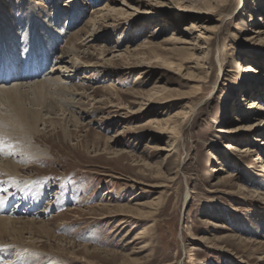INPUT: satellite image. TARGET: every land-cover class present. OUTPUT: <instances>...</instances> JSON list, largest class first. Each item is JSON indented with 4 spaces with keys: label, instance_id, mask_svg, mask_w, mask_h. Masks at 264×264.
I'll return each instance as SVG.
<instances>
[{
    "label": "rangeland",
    "instance_id": "rangeland-1",
    "mask_svg": "<svg viewBox=\"0 0 264 264\" xmlns=\"http://www.w3.org/2000/svg\"><path fill=\"white\" fill-rule=\"evenodd\" d=\"M107 1L80 0L71 22L68 0H0V25L17 34L0 59L54 34L43 73L63 57L80 93L55 107L68 121L58 112L10 137L17 152L3 158L20 176L0 177V197L47 234L24 233L27 255L5 234L14 248L0 264H264V145L252 140L264 113L242 108H264V42L244 40L264 14L250 0H118L98 13Z\"/></svg>",
    "mask_w": 264,
    "mask_h": 264
},
{
    "label": "bare ground",
    "instance_id": "bare-ground-1",
    "mask_svg": "<svg viewBox=\"0 0 264 264\" xmlns=\"http://www.w3.org/2000/svg\"><path fill=\"white\" fill-rule=\"evenodd\" d=\"M117 1L118 0H108L103 6L98 8V10H99L98 13L104 12V11H106V12L119 11L120 9L115 8L117 6L111 5L112 3H113V5L116 4ZM68 2H72L71 3L72 6H71V10H70L71 11V22L73 20L76 21L77 17L80 14V10L82 9V7H79L81 2H80V0H68ZM250 2H252L254 4V6L256 7V8L253 7L254 10H256L258 12H262L261 14H264V12H263L264 2H260V0H253V1L250 0ZM55 8H59V7H55ZM64 12H65L64 10L58 9L56 11V13H57L56 19H60V17L63 15ZM261 14H260V17H261ZM102 15L103 14H101V17H102ZM251 16H252V18L250 21L252 23L253 22H259L262 20V18H259V15L253 14ZM97 17H98V15L94 19H96ZM78 18H80V16ZM5 23H6V21H5ZM46 26H47V24H46ZM46 26H44V27H46ZM46 30H49V27ZM5 31H7V32H5ZM13 31H14L13 29H11V30H9V28L7 29V27L5 26L4 23H2L0 25V50H2V47H6V45L8 46V44H10V42L11 43L13 42V39L17 35L14 33L16 31H14V32ZM38 31H39V29L36 28V32H38ZM53 31H55V30H53ZM55 33H56V35L58 34L57 37H60L61 33L59 31H55ZM65 33L66 32H64L62 34H65ZM253 33L254 34L252 36L250 35V33L246 34V36H245L246 38L244 39L245 42H248V44H252L253 42H256V41L257 42L258 41L264 42V29H263V27H254ZM41 34H42V36H44L43 32ZM92 34H93V32L91 31L90 36ZM53 35L54 34H52L50 36V38H47L46 43L43 42V40H42L43 38L40 39L39 37L37 38L36 36L31 37V40L36 39L34 41L35 43H33V44H35L36 47L33 48V46H32V49L31 48L30 49L27 48V49L30 50L28 55L30 56L31 59L33 58L34 63L31 61L29 62V56L28 55L25 57L26 59H24V58H21L19 56V54L17 56L16 53L14 54V51H10L9 49L8 50L10 51L11 56H9V58L0 59V82H1L0 84H2V85H0V134L4 135L6 143L8 142V144H9V140H11L10 137L12 135L15 138L17 136L19 138L23 137V136L24 137H30V135L34 134V132H39V130H40L39 125H41V124L45 125V123H47V118H49V116H51V115L57 116L58 112H61L62 116H64V118L61 117L60 119H66L68 121L67 116L65 115L66 110L63 109L66 107L60 106V109L58 108L59 109L58 112L56 110L57 108L55 109V107L57 106V104L60 105L63 102V100L68 99V97L64 93L74 94L75 96L77 94L78 95L80 94L77 91V89H75V88L72 89L73 86L71 88L67 84H65V82H66L65 79H70L68 72L71 70L68 69V66H66V65H68L67 63L69 61H67L63 57H58V58H60V60L57 58V60H59V63L57 65L55 64L54 67H51L52 69L50 71H48V69H47V72L45 73V75L43 73L45 68L47 66L51 65L48 63V60L52 59L51 62L56 61V59L54 60L52 57H50L51 56L50 52L47 53V59H46V55H45L47 49L52 50V51H54L53 49H55V48L52 49V47H51V46H54V42H55V38H56ZM3 39H5V40L3 41ZM56 41H58V40H56ZM25 45H26V43H25ZM40 46L44 47V51L42 50V47H40ZM126 48H128V47H126ZM182 50H184V48L179 49V51H182ZM126 52L129 53L128 50H126ZM40 54H41V56H40ZM71 55H73V54H71ZM23 59H24V61H23ZM19 65H21V66H19ZM63 65L65 66V69H64ZM248 69L250 70L251 68L248 67ZM76 70H77V68H76ZM58 72H61V74H59ZM247 72L252 74V71H250V72L247 71ZM65 73H66V75H64ZM58 74L60 75L59 77H58ZM37 77H42V78L37 79ZM35 78H36V80H35ZM28 79H32V80L25 81ZM72 100L73 99L69 98V101H71V103L73 102ZM46 103H48V104H46ZM257 106H258V102L253 99V100L249 101L245 107L242 106V108H245V109L248 108L251 110L259 109L260 112L264 113V108H262L261 106H260V108H257ZM51 118H52V116H51ZM69 118H70V116H69ZM50 122L51 123L53 122L55 124V120L54 121L50 120ZM151 122H153V121H148L147 123H151ZM168 122H170V121L165 120L164 125L162 126L164 128L163 132H173L175 122L173 123L174 126H172L169 129V131H168V127L166 128V124ZM255 124H257V123L251 124L248 127L252 128V126ZM245 128H240V130L245 129ZM236 130L238 131L239 128L238 129L237 128H235V129L229 128V129L224 130V132L232 133ZM27 133H28V136H27ZM14 135H16V136H14ZM252 140L260 141V142H255V143H258L260 145H264V139L260 138V136H256V137L253 136ZM11 141L15 142L16 140L15 141L11 140ZM12 145H15V144H12ZM233 145L234 144H231L230 146L235 151L236 147ZM12 147H10V148L5 147L6 150L3 153H2V150H0V171H1L0 177L1 176L4 177L2 179H16L20 176V175L17 176V174H18V172H16L17 166L15 164L11 165L10 162H12V161L10 159L3 158L4 156L10 157L11 156L10 153L14 154L17 152ZM240 152H245V153H247L246 155H248L249 148L242 149ZM32 157H34V156H32ZM7 171H11V172H7ZM12 172H14V173L16 172L17 174L15 175ZM214 181H215L214 184H219L221 182V179L220 180L215 179ZM186 195H187V193H186ZM4 201H6V200H4ZM14 203L15 204L17 203L16 199L14 200V202L13 201L11 203L6 202L2 206H0V211H4L3 213H10V214H3V216L2 215L0 216V248H3V251H4L3 253L6 252V254L8 253V255L11 252V250L14 248L13 243L3 244V243H5L4 242L5 241L4 235L8 234V236L11 237L10 239L15 241L16 247L19 246L18 249L22 251L21 253L26 252V255H27V253L29 252L28 250L31 248L30 246H32V247H35V246H33L34 242H33V244H31L32 243L31 241H28V243H26L27 239L23 237L24 233H30V237H32V234L38 233V235H41V237H43L41 233H43V232L46 233V231H45L46 226L44 224L37 223L36 220H34V219L22 220V219H20V217H16L17 214L21 213V211L19 209H15L14 211H17V214L16 215L13 214L12 205ZM150 203L154 204L153 201H151ZM150 203H148V204H150ZM9 208L11 210H8ZM119 208L120 209H118V210L128 211V209H125V207H122V205H120ZM106 209H107V207L105 208V211H106ZM116 209H117V207H116ZM231 209H233V210L236 209V206H231ZM131 211H129V212H131ZM11 212L14 215L13 217L11 216ZM132 213L133 214H139L141 212L137 209V210H135V212H132ZM217 226H219V225H217ZM45 236H47V235H45ZM51 236H52V233H51ZM38 237H40V236H38ZM193 238L198 239V240L207 239L204 237L202 238V237H195V236ZM32 241H33V239H32ZM87 248H88L87 246L84 248L85 251H87ZM3 253H1V254H3ZM30 254H32V253H30ZM69 254H71V253H69ZM31 256H32V257H30L31 259L24 261L23 264L24 263L25 264H34L37 260L38 261L40 260V259H36L37 256H35V255L33 256V254ZM263 258L264 257H262L260 259H263ZM12 264H15V263L13 262Z\"/></svg>",
    "mask_w": 264,
    "mask_h": 264
},
{
    "label": "snow or ice",
    "instance_id": "snow-or-ice-1",
    "mask_svg": "<svg viewBox=\"0 0 264 264\" xmlns=\"http://www.w3.org/2000/svg\"><path fill=\"white\" fill-rule=\"evenodd\" d=\"M5 147H12L11 144L6 143L5 137L3 134H0V150H2ZM4 203V198L0 197V205Z\"/></svg>",
    "mask_w": 264,
    "mask_h": 264
}]
</instances>
